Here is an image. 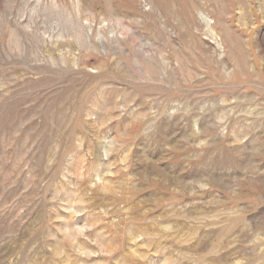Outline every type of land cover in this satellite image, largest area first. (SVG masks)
<instances>
[{
	"label": "rangeland",
	"instance_id": "1",
	"mask_svg": "<svg viewBox=\"0 0 264 264\" xmlns=\"http://www.w3.org/2000/svg\"><path fill=\"white\" fill-rule=\"evenodd\" d=\"M0 264H264V0H0Z\"/></svg>",
	"mask_w": 264,
	"mask_h": 264
}]
</instances>
